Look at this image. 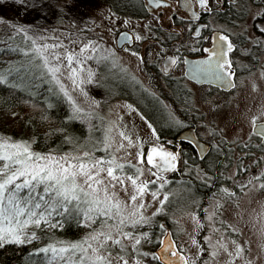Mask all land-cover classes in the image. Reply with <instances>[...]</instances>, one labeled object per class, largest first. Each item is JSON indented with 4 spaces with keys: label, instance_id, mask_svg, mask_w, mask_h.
<instances>
[{
    "label": "snow or ice",
    "instance_id": "1",
    "mask_svg": "<svg viewBox=\"0 0 264 264\" xmlns=\"http://www.w3.org/2000/svg\"><path fill=\"white\" fill-rule=\"evenodd\" d=\"M12 2L18 8L35 12L37 18L44 19L49 15H67L74 8L87 6L90 0ZM149 2L159 5L167 0ZM196 2L201 9L213 10L209 0ZM186 7L192 11V17L200 15L192 4H186ZM107 20V32L119 35L122 42L130 38L126 31L116 32L117 21L120 20L116 13L108 10ZM5 21L7 18L0 16V22ZM261 21H264V10L257 12L253 17L254 27L260 33V38L251 37L256 44H264V23ZM122 22L128 25L130 19L124 18ZM95 26L96 21L93 20L92 27ZM11 27L14 33L22 34L25 44L23 47L12 48L11 51L0 50V56L10 55L12 52L23 53V56L20 61H4L7 66L0 69V84L31 91L35 96L37 93L32 90V81L36 78L34 74L39 72L40 77H47L48 83L58 86L59 91L71 102L72 115L66 119L90 120L91 116L96 115L93 105L98 107L101 101L91 96L85 87L89 83H97L93 69L87 66L88 61H114L115 48L108 47V42L99 34L95 39L87 38L79 28L74 32L68 31L67 39L63 35L51 36L50 43L48 29L33 28L23 22L12 23ZM88 27L89 25L85 24V28ZM207 27L208 25H201L195 30L197 37L204 41L211 40V46L203 48L206 55L190 60L180 54V46H177L176 55L164 58L161 71L169 74L173 65L183 62L190 65L189 70L182 73L184 76L191 75L194 79L207 78L211 83L219 82L224 87L233 85V61L228 54L236 45L225 30L214 31L210 37L202 36L201 28ZM41 32L44 34L41 35ZM134 39L141 40L143 37L135 33ZM134 54L141 58L139 52ZM65 76L71 87L78 89L86 102L90 101L87 107L80 106L70 94L69 86L62 79ZM48 90L52 91L51 88ZM149 93L167 112L164 123L159 127H180L187 123L160 99L157 93L151 90ZM127 108L138 113L140 119L145 122L147 136H134L131 132L121 130L119 135L122 139L116 144L111 132L113 127L119 128L120 125L113 122L106 126L102 138L96 139L90 149L87 145L80 144L78 138L74 139L72 135H68L64 139L75 144L76 150L53 149L41 152L33 148L35 141L32 137L16 138L6 132L0 133V246L27 245L46 239V243L32 248V252L44 253L47 264H149V261L151 264H209L211 259L220 256L221 251L226 257L224 264H237V261L239 264H256L259 254L256 258L249 256L250 243H242L234 235L227 240L223 236L213 239V231H220L215 227V221L209 225L208 234L202 236V241L207 243L198 240L197 234L199 229L204 227V222L195 212L190 213L196 227L189 237L191 244L196 247L195 253L189 251L184 244L177 245L173 233L157 218L159 214H166L173 203L170 200L172 192L168 190L171 183L168 173L180 171L183 165V172H191L206 184L213 183V177L209 175L213 170L217 180L227 181L231 176L226 177L216 169L213 159H209L205 164L209 171H204L195 164L190 169V157L182 143L174 140L162 142V133L157 124L135 105L127 104ZM185 111H193V106L189 105ZM248 122L250 130L247 142L240 136L236 139L243 147H248L252 134H257V147L264 152V111L252 114ZM91 127L89 123V128ZM208 128L214 134L222 131L213 128L211 122ZM124 141H127L128 147L135 148L133 159L121 158L116 154L126 147ZM191 141L201 154V163L208 159L205 154H210L212 148L219 152L225 142L235 143L234 140L229 141L227 135H223L219 143L214 145L201 143L195 137H192ZM82 148L87 150H80ZM97 150L100 151L99 155ZM121 155L126 157L130 153ZM261 160H264V157L258 158L255 163L259 164ZM247 168L243 160L237 157L236 171ZM145 172L148 176H145ZM245 185L264 189V168H258L257 172L251 174L239 187L244 189ZM222 189L226 193L235 194L233 188L222 185ZM121 192L124 197H121ZM218 208L219 206L217 210ZM215 214L216 210L209 213L207 219L212 220ZM73 222L85 226L90 231L77 240L58 239L52 234L51 229H63L66 224ZM175 223L179 224V221ZM42 229L49 231L41 233ZM229 230L232 233L240 231L239 228L231 226L224 229ZM261 235L264 237V229ZM145 243L154 247L158 245V248L148 251L143 247ZM261 251H264V242L261 244Z\"/></svg>",
    "mask_w": 264,
    "mask_h": 264
},
{
    "label": "rangeland",
    "instance_id": "2",
    "mask_svg": "<svg viewBox=\"0 0 264 264\" xmlns=\"http://www.w3.org/2000/svg\"><path fill=\"white\" fill-rule=\"evenodd\" d=\"M116 1L90 0L87 6L81 5L74 8L67 15H49L44 19H39L35 12L18 8L12 0H0V16L7 18V21H11V24L23 22L33 28L48 29L50 43L52 42L51 36L63 35L67 39L66 33L68 31L74 32L79 28L87 38L95 39L99 34L108 42V47L115 48L116 59L114 61L108 59L101 62L91 59L88 61L87 66L93 69L94 79L97 83H89L85 87L91 96L101 101V104L98 107L93 105L97 114L91 116L90 120H80L89 131L86 142L82 145H87L90 149L96 139L102 138L106 126L113 122L120 125L119 128L113 127L111 132L116 144L122 139L119 135L121 130L131 132L134 136H147L148 129L145 122L140 119L138 113L130 111L127 104L135 105L147 116L142 105H145L146 100H153L161 110L166 112L163 106L150 95L149 90L157 93L160 99L169 105L171 109H174L181 119L195 122L199 133L203 137H211L212 131L208 128V124L211 122L213 128L222 130L216 133L218 137L227 135L228 139H236L237 136L247 139L250 130L248 118L252 114L264 111V65L262 64L264 49L259 50L256 54V65L249 71V77H239L237 86L231 94H210L207 89L192 83L185 77H180L183 73L180 65L173 67L171 71L173 77H165V73L161 71L164 58L174 54L175 47L181 46V42L190 40L188 34V29L190 33V24H187L185 15L178 6V0H171L170 7L161 8L158 11L141 16L118 10L115 8ZM127 1L138 2L136 5L144 2V0ZM261 9L257 7L256 1L249 3L250 37L260 38V34L256 32L254 27L253 17ZM108 10L120 17V20L117 21V33L127 29L134 34L139 33L143 39L135 40V44L132 46L125 45L118 48L116 46L117 35L107 32ZM124 18L130 19L128 25L123 24L122 20ZM93 20L96 21L95 27H92ZM261 22L264 23V21ZM2 23L0 22V25ZM85 24L89 27L85 28ZM40 34L43 35L44 33L41 32ZM83 38L80 37V39ZM135 52H139L142 59L138 58L134 54ZM62 79L69 86L70 94L73 95L77 103L80 106L87 107L90 101L86 102L85 97L79 90L71 87L66 76ZM168 80L173 82L174 88ZM52 87L63 94L59 91L58 86L52 85ZM97 93L100 94L97 95ZM189 105L193 106L191 112L185 111V108ZM89 123L92 125L91 129ZM173 127L174 129L178 128ZM256 135L252 134L251 143L254 152H251L252 157H249L251 164L249 175L243 178V182L251 174L256 173L258 168H264V160H261L259 164L255 163L258 158L264 157V152L257 147L259 141L256 139ZM124 143L126 147L116 154L121 158L133 159L136 154L135 148L128 147L127 141H124ZM80 150L87 149L82 148ZM121 153H130V155L125 157ZM97 154H100L99 150H97ZM145 176H148L147 172H145ZM169 179L171 183L168 190L172 192L170 200L173 203L166 214H159L157 218L163 221L167 228L177 233L180 243H187L188 249L195 250L196 247L191 244L189 237L196 227L190 213L195 212L199 217V212L196 209L197 198H189L188 189L182 180ZM246 186L245 190L233 197L232 200L219 198L210 206L209 213L216 210V214L212 220H206V235L208 234L209 225L213 221H215L216 227L219 215L217 206L221 205L225 208L222 213L226 214V217L236 225H239L237 228L240 229L242 236L240 241L250 243L251 252L249 256L256 258L259 254L256 264H264V251H261V244L264 242V237L261 235V231L264 229V189L251 187L250 185ZM117 190H119V185H117ZM120 195L124 197L123 192ZM175 221H179V224ZM181 228L183 231H178ZM88 231L90 230L87 228L85 233ZM215 234L216 231H213L212 237L214 240ZM55 237L64 240H77L61 236ZM156 246L147 243L143 245L148 251H154ZM212 260L220 261L219 258H213ZM149 264H151V261H149Z\"/></svg>",
    "mask_w": 264,
    "mask_h": 264
},
{
    "label": "flooded vegetation",
    "instance_id": "3",
    "mask_svg": "<svg viewBox=\"0 0 264 264\" xmlns=\"http://www.w3.org/2000/svg\"><path fill=\"white\" fill-rule=\"evenodd\" d=\"M167 1L170 2L169 6L167 7H170L172 2L171 0H167ZM251 1L252 3L256 1L257 7H260L262 8L261 10H264V0H209L210 4L213 6L212 11L201 9L198 3L196 2V0H189V3L193 5L194 10L200 13L198 17H192V11L189 8L181 9L179 7L185 15L187 24H190V33L188 29L190 40L188 42L187 41L181 42V46H180V54H182L183 57H187L190 60L191 59L196 60L198 57L207 54L203 52V48L210 47L211 40L209 39L208 41H204L203 39L195 35L196 28H200L201 25H208L207 28H201L202 36L210 37L214 31L225 30L226 33L230 34V39L236 45V48H234L228 54L233 61L232 70L234 71L235 74L233 77L235 86L233 88L227 90L224 88H220L211 83L197 84L192 80H190L188 76H184L181 74L180 77H185L187 80L191 81L192 83H195L196 85L207 89L208 93L210 94L220 93L224 95H229L235 90L239 77H249V71L256 65V60H257L256 54L258 53L259 50L264 49V44L254 43L251 40V37L249 36V3ZM136 3L138 2H135V4ZM139 4L141 6V12L140 10L136 11L133 9H127L126 7H124V9H127V12L133 15L138 12L140 15L146 14L145 0L143 4L142 3ZM256 32L259 33L258 31ZM176 54H177V48L175 47L174 54L171 55H176ZM262 64L264 65V61L262 62ZM179 65L182 67L183 73L186 72L187 69L186 65L183 64V62H181ZM179 65H173L169 69V74H165V77H173L171 71L173 70V67ZM168 82L174 88L173 82L169 80ZM177 89L179 90L178 87ZM163 112L165 113V117L163 118V122H164V120L167 117V113L165 111ZM149 118L155 124H157L160 130L161 127H159L160 125L159 123H157L156 119L151 117ZM185 120L187 121V123L183 126L178 127L176 129L177 133H175V135L163 134L161 132L163 136L162 142L163 140H174L175 142L182 143V145L185 147V150L188 152L190 157V159L188 160V166L190 169L193 167V164H195V165H199L200 168H203L204 171H209L208 168L205 167V164L209 162V159H213L215 160L216 163V169L222 172L226 177L231 176V179L227 181L217 180L216 172L215 170H213L212 172H209V175L213 177V183L206 184L198 180L196 176L191 172L188 173L183 172L182 170L183 165H181L180 171L168 173L169 178L180 179L184 182V184L188 189L189 198H197L196 209L197 212H199L200 220L204 222V227H203L204 229L201 228L199 229V232L197 234V239L201 240L202 243L206 244L207 242L202 241V236L206 235L207 232L206 220L209 214V208L213 203H215L217 199L225 198L228 200H232L233 197H235L239 193H242L245 190V188L247 187L246 185L244 189H241L239 185L243 183V178L249 175V167L251 166L249 157L250 156L252 157L251 152H254V148L252 147L253 146L252 143L248 147H243L238 139L227 138L229 141L234 140L235 143L225 142L221 146V150L219 152H217L215 148H212L210 154H205L206 156H208V159H205L204 163H201V154L198 152V150H196V148L189 141L178 139L177 138L178 133L183 129L192 128L195 130L199 140L209 145H214L219 143L221 137H218L213 132L211 133V137H203L199 133L195 122L188 121L187 119ZM245 142H247V139H245ZM237 157L243 160V163L248 166L247 170H241L239 172L236 171ZM222 185L233 188L235 194L224 192L222 189ZM224 209H225L224 207L219 205L218 208L219 215L217 217L216 228L220 229V231L216 232L215 239L218 238L219 236H223L225 240H227L230 236L234 235L236 238L240 240L242 237L240 231L239 234L238 232L232 233L230 230L224 231V229L227 228L228 226L236 227V228L239 227V225H236V223L228 219L226 217V214L222 213V210ZM171 231L173 233L177 245L182 244L180 243L179 236L177 235V233L176 232L174 233L173 230ZM184 245L187 246V243H185ZM188 250L193 253H195L196 251V249L195 250L188 249ZM218 258L220 259V261L218 260L213 261L211 259L209 261V264H224L226 257L223 251H221V254ZM237 264H239V261H237Z\"/></svg>",
    "mask_w": 264,
    "mask_h": 264
},
{
    "label": "trees",
    "instance_id": "4",
    "mask_svg": "<svg viewBox=\"0 0 264 264\" xmlns=\"http://www.w3.org/2000/svg\"><path fill=\"white\" fill-rule=\"evenodd\" d=\"M124 7L141 12L140 5L127 0L116 1V8L127 12V9H123ZM136 14L140 15L139 12ZM24 44L22 34L14 33L11 23L5 21L0 25V50L11 51L12 48L23 47ZM22 56L23 53L17 52L0 56V69L7 66L4 61H20ZM34 75L36 78L32 81V90L37 93L35 96L31 94V91L0 84V133L6 132L16 138L32 137L35 141L32 146L41 152L53 149L74 150L76 145L67 142L64 138L72 135L74 139L78 138L80 144H83L86 142L89 131L82 121L66 119L72 115L70 101L57 92L48 83L46 77H40L39 72ZM49 88L52 89L51 92ZM142 106L146 114L156 119L159 125L164 123L165 113L153 100H146L145 105ZM160 130L163 134L175 135L177 133L176 129L167 125L161 127ZM86 230L85 226L73 222L66 224L63 229L53 228L51 232L54 236L78 239ZM40 231L46 233L49 230ZM46 242V239H41L27 245L5 244L0 246V264H41V262L47 264L44 253L32 252V248L42 246Z\"/></svg>",
    "mask_w": 264,
    "mask_h": 264
},
{
    "label": "water",
    "instance_id": "5",
    "mask_svg": "<svg viewBox=\"0 0 264 264\" xmlns=\"http://www.w3.org/2000/svg\"><path fill=\"white\" fill-rule=\"evenodd\" d=\"M169 4H170L169 2H165L163 4H159L158 5V4L150 3L149 0H146V3H145L146 10H147L148 13H150V12H152L154 10H157V9H159L161 7H165V6L169 5ZM186 4H190L189 0H178V5H179V7L181 9L188 8V7H186ZM122 31L128 32L130 34V38L122 42L120 37H119V35H117V37H116V45H117V47L118 48H122L124 44L132 46L134 44V35H133V33L131 31H129V30H122ZM191 60H194V59H191ZM186 68H187L186 69V72H187L189 70V68H190V65H186ZM188 78L190 80L196 82L197 84L211 83L207 78L194 79L191 75H188ZM211 84H214V85H216V86H218L220 88H224V89H227V90H229V89H231V88H233L235 86L234 80H233V85H230V86H227V87L221 86V84L219 82L211 83ZM185 137H189V139H187V141H189L196 148V145L194 143H192V141H191L192 137H195V138L199 139L198 136L196 135L195 130L192 129V128H187V129H184V130L180 131L178 136H177L178 139H182V140H186ZM201 143H203V142H201ZM157 248H158V246L156 247V249Z\"/></svg>",
    "mask_w": 264,
    "mask_h": 264
}]
</instances>
